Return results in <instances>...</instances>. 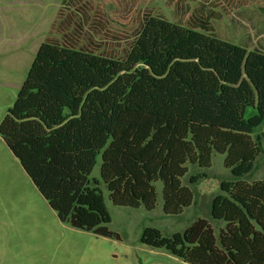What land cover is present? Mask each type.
I'll use <instances>...</instances> for the list:
<instances>
[{
	"label": "trees",
	"instance_id": "16d2710c",
	"mask_svg": "<svg viewBox=\"0 0 264 264\" xmlns=\"http://www.w3.org/2000/svg\"><path fill=\"white\" fill-rule=\"evenodd\" d=\"M0 136L61 222L118 240L101 184L115 206L153 211L162 183L163 212L179 216L195 199L187 165L224 155L235 180L211 213L225 226L147 228L141 243L187 264H264V181L243 180L263 151L262 53L151 15L124 59L45 42Z\"/></svg>",
	"mask_w": 264,
	"mask_h": 264
},
{
	"label": "rangeland",
	"instance_id": "374dc122",
	"mask_svg": "<svg viewBox=\"0 0 264 264\" xmlns=\"http://www.w3.org/2000/svg\"><path fill=\"white\" fill-rule=\"evenodd\" d=\"M147 15L264 54V0H0V125L42 43L124 59ZM261 146L254 170L243 178L248 183L264 181V137ZM224 158L214 154L209 169L187 165L182 183L195 199L179 216L163 212L162 183L153 211L115 206L101 184L111 216L107 226L118 240L61 222L0 136V264H187L143 245L142 234L155 228L171 237L199 218L218 233L225 224L213 220V200L222 183L235 180ZM100 167L99 157L91 179L101 182ZM198 175L207 178L191 184Z\"/></svg>",
	"mask_w": 264,
	"mask_h": 264
}]
</instances>
